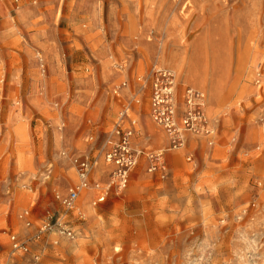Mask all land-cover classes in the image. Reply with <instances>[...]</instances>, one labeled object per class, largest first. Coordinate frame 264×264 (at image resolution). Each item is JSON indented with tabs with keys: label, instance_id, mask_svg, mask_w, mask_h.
Segmentation results:
<instances>
[{
	"label": "rangeland",
	"instance_id": "obj_1",
	"mask_svg": "<svg viewBox=\"0 0 264 264\" xmlns=\"http://www.w3.org/2000/svg\"><path fill=\"white\" fill-rule=\"evenodd\" d=\"M165 72L177 129L187 91L205 98L180 147L152 118ZM123 109L142 150L127 186L64 209L72 158L109 182ZM0 264H264V0H0Z\"/></svg>",
	"mask_w": 264,
	"mask_h": 264
},
{
	"label": "built area",
	"instance_id": "obj_2",
	"mask_svg": "<svg viewBox=\"0 0 264 264\" xmlns=\"http://www.w3.org/2000/svg\"><path fill=\"white\" fill-rule=\"evenodd\" d=\"M18 1V0H14ZM166 72L163 73V82L154 84V91L152 95V118L155 123L161 126L166 133L173 136V146L180 147L182 142V130H199L204 128V120L199 107L201 106V96L193 91H187V100L189 104L188 110L185 112V116L182 118L181 129L176 128V123L173 120V80L171 76H166ZM170 75V74H169ZM172 97V98H171ZM135 121L130 119L127 114V110L123 109L118 113L117 121L114 124L111 132H109L107 145L108 148L104 153V163L111 167L109 182L93 183L90 187V174L95 167L96 162L89 156H81L72 158L71 162L74 165L77 185L70 189L66 195H56L55 199L59 201L61 206L66 210H71L74 207L75 202L82 194V191L91 188L97 192L96 199L93 203L101 204L105 201L108 194L115 191L116 194L121 192L128 184L129 174L131 170L136 166L138 157L142 154V150H136L133 148V139L135 136ZM149 160L148 172L157 171V154L147 155ZM28 212H24L20 218L26 219ZM51 219L47 218L41 227L39 233L45 232L50 227ZM27 227L30 226V222L25 223ZM56 225L61 226V220L56 221ZM9 244L12 253L24 254L28 252V246L24 242L20 241L15 235H9Z\"/></svg>",
	"mask_w": 264,
	"mask_h": 264
},
{
	"label": "bare ground",
	"instance_id": "obj_3",
	"mask_svg": "<svg viewBox=\"0 0 264 264\" xmlns=\"http://www.w3.org/2000/svg\"><path fill=\"white\" fill-rule=\"evenodd\" d=\"M174 52H176V51H174ZM169 53V52H168ZM171 54H173L172 53V50H171V52H170ZM176 53H178L179 54V52H176ZM171 54L169 55V56H171ZM163 55V54H162ZM180 55V54H179ZM182 55V54H181ZM180 55V56H181ZM172 56H174V55H172ZM182 57V56H181ZM163 58H164V56H163ZM175 58H176V56H175ZM177 58H178V55H177ZM180 58V57H179ZM167 59V58H166ZM170 60H171V57H170ZM166 61V60H165ZM174 61V60H173ZM181 61V60H180ZM168 62V64H169V61H167ZM183 62V61H182ZM181 62V63H182ZM166 63V62H165ZM173 63V62H172ZM183 65V64H182ZM171 67V66H170ZM206 77V76H205ZM209 81V80H208ZM216 82V81H215ZM184 84H185V82H184ZM191 91V90H190ZM202 94V93H201ZM212 94V93H211ZM220 94V93H219ZM200 95V94H199ZM201 96V98L203 99V102H202V100H201V106L203 105V109L205 110V98H204V95L202 94V95H200ZM218 96V95H217ZM175 97V96H174ZM220 97H221V94H220ZM220 97H218V98H220ZM213 98V97H212ZM212 101V100H211ZM209 102H210V99H209ZM207 103V102H206ZM214 112V111H213ZM207 113L210 115L211 114V109H210V106H208V108H207ZM178 155V154H177ZM175 156V155H174ZM173 158V157H172ZM178 158V157H177ZM173 159H175V158H173ZM172 159V160H173ZM174 161H177V160H174ZM99 171H97V173H98ZM69 179H71V178H69ZM93 192H91V191H89L88 189L87 190H84V191H82V194H81V200H79L83 205H85V202H87V199L91 196V194H92ZM88 207V206H87ZM86 207V208H87ZM88 211V210H87Z\"/></svg>",
	"mask_w": 264,
	"mask_h": 264
}]
</instances>
